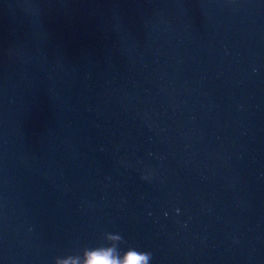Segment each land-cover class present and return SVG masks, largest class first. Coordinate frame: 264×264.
Instances as JSON below:
<instances>
[{"label": "water", "instance_id": "95a60500", "mask_svg": "<svg viewBox=\"0 0 264 264\" xmlns=\"http://www.w3.org/2000/svg\"><path fill=\"white\" fill-rule=\"evenodd\" d=\"M106 246L264 264V0H0V264Z\"/></svg>", "mask_w": 264, "mask_h": 264}, {"label": "clouds", "instance_id": "9594fccd", "mask_svg": "<svg viewBox=\"0 0 264 264\" xmlns=\"http://www.w3.org/2000/svg\"><path fill=\"white\" fill-rule=\"evenodd\" d=\"M143 178L147 179L148 177L145 176ZM114 239H118L123 242L121 236L114 237ZM85 255L88 264H149L152 260L151 252L139 250L126 251L124 253V259L121 260L114 246H106L92 251H87Z\"/></svg>", "mask_w": 264, "mask_h": 264}]
</instances>
